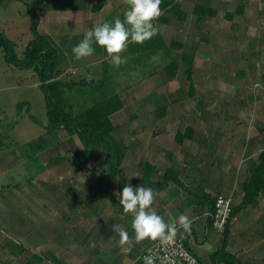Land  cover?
Listing matches in <instances>:
<instances>
[{"label": "rangeland", "instance_id": "rangeland-1", "mask_svg": "<svg viewBox=\"0 0 264 264\" xmlns=\"http://www.w3.org/2000/svg\"><path fill=\"white\" fill-rule=\"evenodd\" d=\"M33 1L0 0V36L13 44L18 61L33 37L25 8ZM98 1L45 0L35 7L41 19L39 32L49 34L46 36L61 46L70 44L65 46L64 62L55 69L60 72L55 80L77 83L85 79L92 83L65 92L74 114L101 96L119 95L123 107L112 117L118 128L113 137L128 144V150H133L137 136L145 135L147 129L173 132L188 126L209 135L210 128L218 125L225 132L236 120L248 121L250 129L258 124L255 115L264 100V9H259L260 5L243 22L238 18L218 21L219 25L209 28L191 24L189 30L176 15L163 11L154 21L159 28L157 35L142 44L129 40L116 67L105 49L95 43L93 55L76 59L73 43L61 40L74 30L85 35L105 22L114 26L116 18L123 22L131 7L128 0H103L104 11L97 14L92 8ZM85 21L92 25H84ZM206 31L217 45L226 40L228 45L222 48L226 51L218 49L216 53L211 42L194 49L193 41L198 45ZM187 55L194 58L191 78L188 63L182 59ZM170 64L177 71L172 78L166 74ZM214 64L222 65L221 74L212 73ZM210 65V72H206ZM190 83L193 95H189ZM38 84L33 69L9 63L0 46V264H138L133 260L139 252L116 248L112 230L116 207L107 196L110 193L116 200L114 193L120 191L110 183L116 178H136L138 170L126 169L123 175L121 164L115 166L113 159L105 161L99 147L84 149L77 136L68 137L62 129L48 131L44 94ZM211 115L218 117L210 121ZM39 145H43L42 150H36ZM205 149L189 147L188 153L181 149L177 155L175 165L185 171L181 175L186 187L182 194L188 198L192 196L187 189L196 192L202 181L208 187L224 189L215 185L217 179L212 174L211 162L217 152L210 154ZM142 156H146L145 150ZM249 158L251 153L235 155V163H247ZM226 161V154L219 155L218 169L225 170ZM218 192L212 196L222 197ZM236 192L232 189V194ZM103 212L112 219L111 226L105 223ZM262 254L256 259L264 261V251Z\"/></svg>", "mask_w": 264, "mask_h": 264}, {"label": "crops", "instance_id": "crops-1", "mask_svg": "<svg viewBox=\"0 0 264 264\" xmlns=\"http://www.w3.org/2000/svg\"><path fill=\"white\" fill-rule=\"evenodd\" d=\"M176 2H179L180 9L186 13L185 19L183 20L184 22H179L182 23L183 26L187 27L188 30L191 29L194 25H203V27L209 28L210 25H213L215 23L218 24V21H220V23H222V21H236V18H238V22H243L251 10H258L259 5V9H264V0H177ZM197 4L211 8L215 11L216 16L213 18L202 19L200 20V22L198 17L193 14V8ZM237 7L242 8V11L241 9L239 11V15L233 14ZM67 11H70V8H68ZM103 11L104 9L102 6V9L100 10V12H97V14H100ZM124 18L125 16L122 18V20ZM80 19H84V15ZM69 20L70 17L67 19V21ZM85 22L87 23H84V25H92L89 21ZM40 23L41 19L39 22V26ZM74 31L73 33L71 32L70 35L66 36V39H61L62 42H69L73 43V45H77L84 34L80 35V33L83 32L82 30L81 32H78L76 30ZM46 35L50 36L49 34ZM203 37L204 38L201 42H204V44L199 42V44L197 45V43L193 41L194 43H192V45H196L194 49L204 48L201 46L212 41V37L210 38V31H206L205 34H203ZM53 41L60 50L64 47V51L61 50V53L64 55L65 50H67L65 46L70 44L67 43L66 45L61 46L57 41ZM200 44L202 45L199 46ZM73 45L72 47H74ZM227 45V41L225 40L224 44H222L221 46L217 45V43L214 41L211 42L210 46H212L211 49H214V51H216L217 53L218 49L220 51L225 50L222 48H226ZM205 68L206 72H210L209 69L211 68V65L208 66V68L207 66ZM221 68L222 65L221 67L220 65H212V69L214 70L212 73H214V75L221 74V72H219V69ZM176 72L177 71L174 70V73ZM259 111L260 112L258 113V115H255V119L258 124L252 125V129H250V126L247 123L248 121H246V124L243 120L240 121L236 119L235 124L232 125L231 128L228 126V130H226L225 132L222 130L220 131L217 125L214 126V128H210L208 132L209 135L205 131H193V128L188 126H186L183 131L176 130L173 132H168L167 130L162 129L157 131H148L147 129L145 135L140 134L139 136H137V143L136 145H133V150L127 149L126 155L124 156L120 165V170L122 171L121 173L123 175L125 174L126 169H132L135 171L138 170L137 177L135 178L134 175H132L131 178H128V180L130 179L129 181L123 180V178H116L114 179L113 183L110 184H113L115 189L117 188L118 191L122 192L125 184L132 186V181L137 179L138 182L136 184V187L143 185L144 187L152 188L154 193H156L155 203L152 205V207L158 215L164 218L166 223L176 222L177 225H179L178 219L182 214L189 216L192 219L193 223L191 226V231L184 232L185 243L187 248L192 251L196 258L202 263L227 264L220 256H218V252L222 250L223 241L225 239L224 251L235 257V259L240 264H264L262 258V260L256 259V255L259 254L262 257V252L264 251V249H262L264 248V191L259 195L257 201L254 204L247 206L231 219L225 235L224 233L219 234L214 229H212V227L209 228L207 226L206 218L207 216H209L208 214H210V208L208 206L201 205L197 200V197L202 192L214 198V196H212V193H219L218 191H220V195H223L222 197L232 198L233 206L234 203H236L237 205L240 203L243 197L241 185L249 178L248 167L254 161L258 153H260V151L264 148V100H262L260 103ZM114 115L115 114L110 116L111 122ZM217 117V115H211L210 121L211 119L214 120ZM201 119L203 120L202 117ZM199 126L200 125H196V128ZM187 129H189V131ZM177 136H179V139H177ZM125 145L126 147L129 146L128 144ZM134 146H137L138 150H134ZM189 147H196L198 149L199 147L202 149L206 148L205 151L210 154H215L217 152L218 156H214L211 162V168L213 171L212 174L214 173L217 179V184L215 183V185L217 187L223 185L224 189L220 190L219 187H208L206 186L207 182L202 181L199 183L196 191L197 193H199L198 196H189L188 198L185 194H182L183 190L172 182H169L166 188L157 189L153 186L151 187L147 185L142 180V177L146 175L145 165L148 164V166L153 167V171L150 175L151 182H161L165 173L169 171L174 174L185 187L181 177L182 172L185 171H183V168L180 165L175 164L178 163L177 155L179 154V150L181 151V149H184V153H188L186 149H189ZM250 148L251 150L252 148H255L256 150L252 152L250 151ZM143 150L146 151V156H142ZM245 153H251V159L249 158L250 160L247 163L242 164V161L245 162L248 159L247 157L242 161L239 160V164H236L235 155L240 156L244 155ZM223 154L227 155L225 170H223V168L218 169L217 164L219 155L221 157V155ZM171 162L173 163V167H171ZM213 167L215 170L213 169ZM203 176H205V178L208 177L207 175ZM139 179H141V181ZM191 179L192 181H196V179L194 178ZM102 184L105 183L103 182ZM235 185L238 188L237 192L235 191ZM233 186L235 187L232 188ZM232 189H234V192H236L235 194H232ZM115 207L116 208L113 219V226H122L125 230L128 231L130 237L134 239L135 233L132 229L133 217L130 214L124 213L122 206L119 204V197L116 198ZM255 212L258 214H256ZM103 213L106 219L105 223H108L109 226H111L112 219H110L109 217L107 218L106 212ZM234 234H237V236L234 237ZM113 235L115 237L116 248L127 250L128 252H139L137 257L147 247L155 242L152 240H145L140 243L134 244L131 250H128L127 246L122 247L120 245L119 234L113 232ZM261 235L263 237H261ZM104 239L108 240V238L106 237H104ZM136 259L135 261L133 260V263H136Z\"/></svg>", "mask_w": 264, "mask_h": 264}, {"label": "trees", "instance_id": "trees-1", "mask_svg": "<svg viewBox=\"0 0 264 264\" xmlns=\"http://www.w3.org/2000/svg\"><path fill=\"white\" fill-rule=\"evenodd\" d=\"M44 1L45 0H34L25 5L28 15L31 18L30 30L33 37L28 44L29 47L26 49V54L21 60L18 61L16 59L13 44L8 39L0 36V46L5 53V58L9 63H13L16 66L21 65L22 68L33 69L35 72L39 82L38 87L44 94L45 108L47 110L46 128L48 131L62 129L68 137L77 136L84 149L97 146L104 152L105 161L113 159L112 162L115 166H119L125 156L127 147L122 141H117V139L113 137V134L118 128L112 124L110 116L122 109L123 102L117 94L105 97L101 96L98 101H95L91 106H87L85 110L78 114H74L72 105L65 99V92L80 86H92V83L85 81V79H81L77 83L73 81L55 80L60 75V72H55V69L64 62L65 55L60 53L61 50L52 39L41 34L38 30L40 18L35 11V7L44 3ZM102 6L103 0H99L98 3L93 6L92 11H100ZM160 8L164 12L176 15L179 21L185 19L186 13L180 9L177 3H172L169 0H162ZM240 9L242 11V8L237 7L233 14L239 15ZM193 14L198 17L199 21L216 16L214 10L198 4L194 6ZM162 21L166 22V19H162ZM83 38L84 36L82 39ZM182 59L185 63H188L187 73L188 78H191L190 69L192 68L194 58L187 55L183 56ZM166 74H168L170 78L175 75L174 64H170L166 67ZM193 88L194 87H192L190 83L189 95H193ZM187 130L189 131V129ZM177 139H179V136H177ZM42 146L43 145L37 146L36 150H42ZM152 171L153 167L148 166V164L145 165L146 175L142 177V180L147 185L157 189H163L168 186L169 182H172L182 190H185V187L179 179L169 171L165 173L161 182H151L150 175ZM248 173V180L241 185L243 197L236 207L233 206L232 218L247 206L254 204L259 195L264 191V148L258 153L254 161L248 167ZM102 174L103 172L100 173L99 176ZM139 180L141 181V179ZM137 182V179L132 181L133 188H136ZM187 191L192 197L198 196L199 194L188 189ZM103 193L107 192L103 190ZM107 196L113 204L116 203V200L110 193H107ZM214 199L215 197L212 198L203 192L197 197L201 205L210 208V213L213 209ZM206 219L207 226L209 228L212 227L209 216H207ZM227 228L228 225L224 231V235ZM224 248L225 239L223 241L222 250L218 252V256L220 253V257L227 264H240L235 257L226 253Z\"/></svg>", "mask_w": 264, "mask_h": 264}, {"label": "clouds", "instance_id": "clouds-1", "mask_svg": "<svg viewBox=\"0 0 264 264\" xmlns=\"http://www.w3.org/2000/svg\"><path fill=\"white\" fill-rule=\"evenodd\" d=\"M131 7L125 11V20L116 18L114 26L107 22L88 30L72 52L76 59H82L94 54L93 44L103 47L109 62L119 67L122 62L121 54L127 50L129 40L142 44L157 35L159 28L154 21L163 15L160 8L162 0H128ZM119 197V204L125 214H130L134 239L127 230L120 225H114L113 231L119 234L120 245L128 250L136 243L145 240L166 241L176 236L182 228L190 232L192 219L181 215L176 222L166 223L164 218L156 213L152 205L155 203L156 193L152 188L143 185L133 188L125 184L122 192L114 193ZM144 264H155L154 258L147 255Z\"/></svg>", "mask_w": 264, "mask_h": 264}, {"label": "built area", "instance_id": "built-area-1", "mask_svg": "<svg viewBox=\"0 0 264 264\" xmlns=\"http://www.w3.org/2000/svg\"><path fill=\"white\" fill-rule=\"evenodd\" d=\"M232 213L231 197H215L212 212L208 214L212 229L223 234L232 219ZM147 255L153 256L155 264H204L187 248L182 228L172 239L152 243L137 257L136 263L144 264L143 258Z\"/></svg>", "mask_w": 264, "mask_h": 264}]
</instances>
